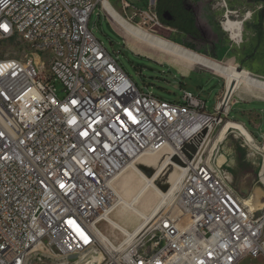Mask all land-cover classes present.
<instances>
[{
    "label": "built area",
    "instance_id": "built-area-1",
    "mask_svg": "<svg viewBox=\"0 0 264 264\" xmlns=\"http://www.w3.org/2000/svg\"><path fill=\"white\" fill-rule=\"evenodd\" d=\"M109 1L157 34L146 27L161 25L157 0ZM98 3L125 42L101 0H0V40L28 48L0 58V264H25L31 252L56 253L60 264H264V206L252 211L205 155L234 92L224 80L207 112L191 92L176 101L139 89L88 28ZM164 150L182 162L173 198L117 248L104 247L97 223L110 182L130 160ZM82 251L97 256L66 259Z\"/></svg>",
    "mask_w": 264,
    "mask_h": 264
},
{
    "label": "rangeland",
    "instance_id": "rangeland-1",
    "mask_svg": "<svg viewBox=\"0 0 264 264\" xmlns=\"http://www.w3.org/2000/svg\"><path fill=\"white\" fill-rule=\"evenodd\" d=\"M128 1L138 6H144L147 0ZM112 4L118 11L122 12L118 2L112 1ZM185 4L186 7L194 11L196 25L201 32L202 39L200 41L204 42L203 45H199V51L196 52L233 66L238 70L244 69L253 77L264 80V21L259 24L257 20V11L261 6H264V2L258 0H185ZM100 7L101 4L98 3L91 13L88 28L101 42L102 46L118 61L139 89L165 100L176 101L180 100L184 91H188L204 101L207 112H213L217 96L224 88L225 78L223 76L141 42L119 26L117 28L123 32L124 42ZM227 11L231 19L243 20L239 42H235L229 32L223 29L224 13ZM127 14H130V11H127ZM133 20L134 22H140L142 17L135 15ZM160 24L152 25L148 23L146 27L156 29L157 34L180 45L186 41L187 38L183 32L172 27L170 28L173 30H170L169 26L163 23ZM254 25L260 26L261 35L259 39L257 38V27H254ZM200 41L196 42L200 43ZM27 50L26 44L21 40H0V58L20 57ZM188 66L193 67L187 69L184 73H188L183 75L181 69L184 70ZM55 86L57 96L62 97L64 95L62 84L56 81ZM232 101L236 103L229 110V118L237 120L242 125L244 124L245 129L256 136L255 132L257 131L253 129L242 111H257L262 117V127L259 130L264 131V90L241 84L234 91ZM229 118L223 119L214 129L206 146L205 155H211V163H221L224 170L231 174L236 191L241 198L247 201L249 197L257 196L263 192L261 201L264 202V183L261 182L264 176V152L258 151L252 145L261 146L263 141L252 137L253 141L250 145L237 129L229 128L223 140L210 151L212 141L218 136L222 125L228 120L233 121ZM168 154L169 151L167 150L155 153L156 156ZM140 157L136 158L135 165L144 175L151 176L160 160L155 162L153 161L155 159H153L151 164L141 163L138 160ZM172 159L177 165L168 166L165 170L159 172V177L154 179L155 185L162 191H166L173 184V180L179 173L178 167L181 165V160L177 154H174ZM130 173V169L124 167L110 182L111 203L105 216L97 223V228L106 234L110 242L115 245L120 244L125 237H123L122 232L113 229L106 222V218L109 215L112 219L122 223L117 216V211L123 205V199H130L133 191L137 190L142 184V180L138 176H131ZM157 200L158 197H153L152 203ZM140 208L148 212L144 205L141 204ZM134 224L126 226V228L132 230ZM102 245L112 248L107 243ZM92 255L82 251L68 255L66 259L72 262L87 256L90 259L97 256ZM61 260L62 258L56 253L51 257H43L39 260L38 255L31 252L25 264H60ZM236 264H263V261L261 257H245Z\"/></svg>",
    "mask_w": 264,
    "mask_h": 264
},
{
    "label": "bare ground",
    "instance_id": "bare-ground-1",
    "mask_svg": "<svg viewBox=\"0 0 264 264\" xmlns=\"http://www.w3.org/2000/svg\"><path fill=\"white\" fill-rule=\"evenodd\" d=\"M101 3L107 9V11L110 14V18H112V20L114 21L115 24L118 25V27L121 26L127 33L134 36L141 42L152 45L186 62H191L193 64L204 67L214 73L220 74L225 78L224 80L226 86H228L229 89H232L233 92L241 84H247L252 87L264 90V80L253 77L248 71L244 69L238 70L233 66L226 65L220 61L207 57L201 53H198L192 49L186 48L174 41H171L163 36L152 33L149 30H146L142 26H138L129 22L112 5V3L109 0H101ZM242 24H243V20H235V19H231L230 17H227L226 21L223 22L222 26L225 31L229 32L231 38L235 42H239L242 34L241 33ZM229 128L237 129L240 132L241 136L244 138V140L251 145L253 138L250 135V133L241 124L228 120L222 125L218 136H216L213 139L210 147L211 148L210 151H212L215 148V146L223 140L225 133L228 131ZM205 132L206 131L204 130L203 133ZM252 145L258 151L264 152V142L261 144V146H258L256 144H252ZM173 153L174 152H169L168 155H164V156H156L155 154L144 153L140 155V156L143 155L142 157L138 156L140 157L138 160H140L141 163L143 162V163L151 164L153 159H155L153 160L155 162L157 160H160L159 161L160 165L159 164H158L159 166L157 165L151 176L144 175L143 172L135 165L136 159L130 160L124 166L126 169H130L131 176L134 175L138 176L142 180V184L139 186L137 190L133 191L130 199L128 200L123 199V205L120 206V208L117 211V216L121 219L122 223H119L117 220L112 219L109 215L107 216V218L105 217L106 222H108L113 229L119 230L124 235L126 233L130 234L136 229H138L145 222V219H148L154 216L155 214H157L167 205V203L170 202V200L173 198L174 195V188L176 184L175 180L178 179L179 176H177L175 180H173L174 181L172 182L173 184L170 185V187L166 191H162L161 189H159L155 185L154 179L159 177L160 171H163L168 166H172L175 164L174 160L172 159L174 155ZM124 167L122 168V170L124 169ZM261 182L264 183V176L262 177ZM261 195H263V192L257 196L251 195L252 197H249L247 199L246 203L249 205L252 211H256L257 209L264 206V202L261 201ZM153 197H158V200L154 203H152ZM141 204L144 205V207L148 212L140 208ZM131 224H134L132 230L126 228V226H129ZM97 230L99 233L98 239L102 244L107 243L108 245H110V247L117 248L118 245H121L123 242H125V238H124V240L120 244L115 245L112 242H110L106 234H104L100 229Z\"/></svg>",
    "mask_w": 264,
    "mask_h": 264
},
{
    "label": "trees",
    "instance_id": "trees-1",
    "mask_svg": "<svg viewBox=\"0 0 264 264\" xmlns=\"http://www.w3.org/2000/svg\"><path fill=\"white\" fill-rule=\"evenodd\" d=\"M156 12L161 23L185 34L187 39L182 45L194 51H199V45H203L204 42L200 41L202 39L201 32L196 25L195 13L186 7L185 0H157ZM257 20L259 24L263 22L264 6L258 9ZM256 27L257 38L259 39L261 29L259 25ZM196 41H200V43ZM250 134L256 138L252 132Z\"/></svg>",
    "mask_w": 264,
    "mask_h": 264
},
{
    "label": "crops",
    "instance_id": "crops-1",
    "mask_svg": "<svg viewBox=\"0 0 264 264\" xmlns=\"http://www.w3.org/2000/svg\"><path fill=\"white\" fill-rule=\"evenodd\" d=\"M196 17V16H195ZM264 21V20H263ZM170 30H173V29H171L170 27H168ZM173 64V63H172ZM175 65V64H174ZM176 66V65H175ZM191 67H193V66H188V67H185V69L183 70V69H181L183 72V75H186L187 73H184L185 71H187V69H190ZM179 68V67H178ZM220 92H222V89H221V91ZM259 101H263V100H259ZM234 103H236V102H234ZM233 103V104H234ZM232 104V105H233ZM243 112V114L248 118V121H249V123H250V125L253 127V129H255L257 132H255L256 133V140H259V141H263L264 142V131L262 130V131H260L259 129L262 127V117H261V115L257 112V111H251V110H244V111H242ZM230 113V112H229ZM227 118H229V114H228V117ZM229 119H232V118H229ZM234 122H237V123H239L240 124V122H238L237 120H235V119H232ZM242 125V124H241ZM244 125V124H243ZM242 125V126H243ZM244 127V126H243ZM245 128V127H244ZM251 135V134H250Z\"/></svg>",
    "mask_w": 264,
    "mask_h": 264
},
{
    "label": "water",
    "instance_id": "water-1",
    "mask_svg": "<svg viewBox=\"0 0 264 264\" xmlns=\"http://www.w3.org/2000/svg\"><path fill=\"white\" fill-rule=\"evenodd\" d=\"M258 1L264 2V0H258ZM186 147H187L191 152H194V151H195V147H194L192 144H186ZM181 164H182V162H181Z\"/></svg>",
    "mask_w": 264,
    "mask_h": 264
},
{
    "label": "snow or ice",
    "instance_id": "snow-or-ice-1",
    "mask_svg": "<svg viewBox=\"0 0 264 264\" xmlns=\"http://www.w3.org/2000/svg\"><path fill=\"white\" fill-rule=\"evenodd\" d=\"M0 27H3V29H4L5 31H7V30H8V27H7V25H0Z\"/></svg>",
    "mask_w": 264,
    "mask_h": 264
},
{
    "label": "flooded vegetation",
    "instance_id": "flooded-vegetation-1",
    "mask_svg": "<svg viewBox=\"0 0 264 264\" xmlns=\"http://www.w3.org/2000/svg\"><path fill=\"white\" fill-rule=\"evenodd\" d=\"M262 7V6H261ZM254 27H256L255 25H254Z\"/></svg>",
    "mask_w": 264,
    "mask_h": 264
}]
</instances>
